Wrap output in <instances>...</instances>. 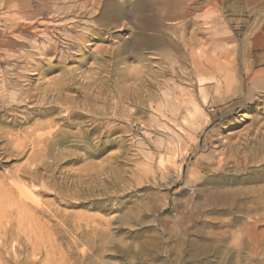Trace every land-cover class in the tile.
I'll use <instances>...</instances> for the list:
<instances>
[{
    "label": "rangeland",
    "instance_id": "374dc122",
    "mask_svg": "<svg viewBox=\"0 0 264 264\" xmlns=\"http://www.w3.org/2000/svg\"><path fill=\"white\" fill-rule=\"evenodd\" d=\"M157 1L0 0V264H264V0Z\"/></svg>",
    "mask_w": 264,
    "mask_h": 264
},
{
    "label": "bare ground",
    "instance_id": "6f19581e",
    "mask_svg": "<svg viewBox=\"0 0 264 264\" xmlns=\"http://www.w3.org/2000/svg\"><path fill=\"white\" fill-rule=\"evenodd\" d=\"M144 1H145V0H144ZM156 1H157V0H156ZM186 1H187V0H186ZM191 1H192V0H191ZM147 2H148V1H147ZM154 2H155V1H154ZM157 2H158V1H157ZM168 2H169V1H168ZM193 2H194V1H193ZM160 3H162V2H160ZM163 3H164V2H163ZM163 3H162V6H163ZM170 5H172V4H170ZM178 5H179V4H178ZM186 5H187V4H186ZM188 5H189V4H188ZM188 5H187V6H188ZM182 6H183V3H182ZM166 7H167V6H166ZM168 7H169V5H168ZM186 8H187V7H186ZM190 8H191V7H190ZM164 9L167 10V8H165V7H164ZM176 9H177V8H176ZM193 9H194V8H193ZM190 10H191V9H190ZM162 11H163V10H162ZM168 11H169V10H168ZM170 11H171V10H170ZM186 13H187V15H188V10L186 11ZM194 14H195V13H194ZM194 14H193V15H194ZM177 15H179V14H177ZM180 15L182 16V14H180ZM179 17H180V16H179ZM182 17H183V16H182ZM28 155H29V154H28Z\"/></svg>",
    "mask_w": 264,
    "mask_h": 264
}]
</instances>
